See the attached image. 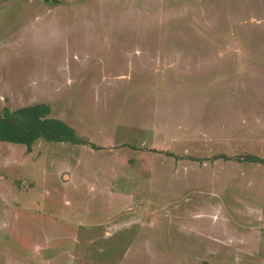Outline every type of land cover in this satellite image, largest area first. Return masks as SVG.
Segmentation results:
<instances>
[{
    "label": "rangeland",
    "instance_id": "rangeland-1",
    "mask_svg": "<svg viewBox=\"0 0 264 264\" xmlns=\"http://www.w3.org/2000/svg\"><path fill=\"white\" fill-rule=\"evenodd\" d=\"M35 103L85 143L0 142V264H264V0H0Z\"/></svg>",
    "mask_w": 264,
    "mask_h": 264
},
{
    "label": "trees",
    "instance_id": "trees-1",
    "mask_svg": "<svg viewBox=\"0 0 264 264\" xmlns=\"http://www.w3.org/2000/svg\"><path fill=\"white\" fill-rule=\"evenodd\" d=\"M50 108L44 103H35L15 110L4 108L0 114V142L22 144L29 151L37 140L70 141L85 143L77 139L74 130L61 121L49 117ZM240 160V158H237ZM247 161H258L252 155L243 157Z\"/></svg>",
    "mask_w": 264,
    "mask_h": 264
}]
</instances>
